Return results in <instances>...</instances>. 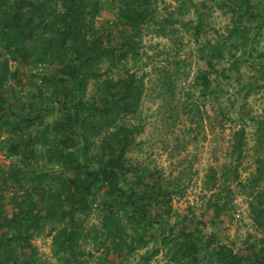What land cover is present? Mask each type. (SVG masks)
I'll return each instance as SVG.
<instances>
[{"label":"trees","instance_id":"obj_1","mask_svg":"<svg viewBox=\"0 0 264 264\" xmlns=\"http://www.w3.org/2000/svg\"><path fill=\"white\" fill-rule=\"evenodd\" d=\"M162 1L0 0V140L6 135L8 152L18 159L0 166V264H41L33 238L45 231L60 257L57 264H90L95 254L86 249V241L100 252L96 264H121L129 253L146 247L147 237L153 239L158 229L154 240L170 250V261L176 264H264V236L239 255L217 242L214 233L202 237L188 227L178 228L170 221L178 183L166 182L126 157L134 141L127 124L138 113L144 93L140 78L130 73L116 82L105 78L103 92L88 97L91 81L139 55L143 34H169L174 16H160ZM216 5L231 23L226 35L201 52L207 68L197 82L203 95L217 93L219 73L238 71L246 56L257 53L253 45L248 48L255 39L249 40L253 27L247 23L256 24V35L264 25V9L255 8L252 0H217ZM103 9L113 10L127 33L115 45L95 27ZM227 59L229 68L220 70L215 61ZM15 64H55L54 75L46 81L49 96L39 102H22L17 96L11 101L16 93L9 80L21 82ZM56 112L57 119L47 120ZM258 126V166L247 187L255 199L250 202L253 223L264 231V190L258 185L264 180V119ZM101 134L95 154L90 137ZM234 138L229 162L208 176V187L217 188L212 195L217 199L209 201L217 216L232 207V185L241 183L237 160L244 152L243 130ZM93 211L98 212V224L88 223ZM160 251L146 253L143 260L149 262Z\"/></svg>","mask_w":264,"mask_h":264},{"label":"rangeland","instance_id":"obj_2","mask_svg":"<svg viewBox=\"0 0 264 264\" xmlns=\"http://www.w3.org/2000/svg\"><path fill=\"white\" fill-rule=\"evenodd\" d=\"M216 4L217 0L160 2V16H174L169 19V22L173 21L172 27L168 28L169 34H143L139 55L128 57L99 81H91L88 97H97L103 92L105 78L116 82L130 73L142 80L144 93L139 111L127 124L133 129L134 141L126 157L138 167L163 176L166 182L178 183L175 190L179 191L173 194L170 219L178 228L188 227L202 237L214 233L217 242L227 244L239 255H245L249 244L264 236V231L253 223L250 202L255 203V199L249 196L250 185L247 187L258 166V122L264 119V25L256 35V24L247 23L248 27H253L249 40L255 39L254 44L249 42L248 48L253 45L257 53L253 57L246 56L238 71L219 73L217 82L214 81L217 93L203 95L197 82L198 75L207 68L201 52H206L208 43L217 36L226 35L231 23L229 15ZM252 4L255 8L264 9V0H252ZM95 27L98 33L108 37L105 40L110 45L117 44L127 35L116 21L113 10L103 9L95 20ZM215 63L220 70L229 68L231 64L230 59ZM13 69L18 70L16 75L21 82L17 83L14 78L9 80L16 93L11 101H15L17 96L22 102L35 98L39 102L44 96H49L46 81L54 75L55 64L32 67L15 64ZM212 76L214 79L216 74ZM50 106H53L52 102ZM58 116L56 112L48 115L47 120L53 121ZM121 124L118 122L117 126ZM238 130H243L245 142L244 152L237 160L241 183L232 185V207L217 216L209 205L210 199H217V195L212 197L217 188L208 187V176L213 169L220 173L221 167L229 162V152ZM5 136L3 134L0 140V166L8 167L18 159L8 152ZM102 136L90 137L95 154L99 152ZM220 184L225 186L223 182ZM258 185L264 190V180ZM8 211L11 213L12 209L9 207ZM98 221V212L93 211L88 223L98 224ZM160 233V229L153 231V239L147 237L150 242L146 247L129 253L121 264H176L170 261V250L154 240ZM33 243L38 248L41 264L59 263L60 257L54 254L52 236L48 231L36 235ZM86 243V249L95 254L90 264H96L100 252L91 243ZM159 247L161 251L149 262L143 260L146 253H152Z\"/></svg>","mask_w":264,"mask_h":264}]
</instances>
